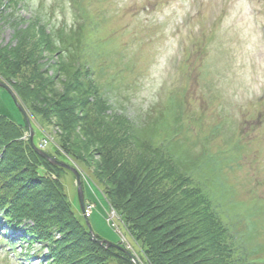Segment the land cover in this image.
<instances>
[{
	"label": "rangeland",
	"instance_id": "1",
	"mask_svg": "<svg viewBox=\"0 0 264 264\" xmlns=\"http://www.w3.org/2000/svg\"><path fill=\"white\" fill-rule=\"evenodd\" d=\"M39 21L48 31L64 27L82 36L80 59L90 64L110 112L142 124L143 135L203 190L234 237V264H264V0H0V49L17 45ZM42 55L52 79L58 55ZM8 87L0 85V114L21 125L27 115L40 148L65 158L57 142L62 128L40 124L22 105L25 115ZM72 162L86 177L95 234L113 243L124 234L136 254L139 245L117 213L110 217L114 208L92 173ZM63 181L81 213L74 173L68 169ZM6 233L15 240L7 250L0 227V264L39 262L24 254L41 244Z\"/></svg>",
	"mask_w": 264,
	"mask_h": 264
},
{
	"label": "trees",
	"instance_id": "2",
	"mask_svg": "<svg viewBox=\"0 0 264 264\" xmlns=\"http://www.w3.org/2000/svg\"><path fill=\"white\" fill-rule=\"evenodd\" d=\"M32 27L17 45L0 49V76L40 124L62 128L57 142L66 157L57 149L47 153L70 165L83 164L92 173L139 245L135 252L142 264H234V237L203 190L190 185V177L162 145L143 135L142 124L110 112L111 102L90 64L80 59L82 36L75 38L64 27L48 31L40 21ZM46 50L58 55L52 79L41 63ZM27 130V122L21 125L0 114V220L5 231L19 232L18 239L30 246L41 244L34 252L43 255L39 264H135L122 241L106 247L93 240L64 184L68 169L23 140ZM85 179L83 173V188Z\"/></svg>",
	"mask_w": 264,
	"mask_h": 264
},
{
	"label": "water",
	"instance_id": "3",
	"mask_svg": "<svg viewBox=\"0 0 264 264\" xmlns=\"http://www.w3.org/2000/svg\"><path fill=\"white\" fill-rule=\"evenodd\" d=\"M0 85L1 86H6L4 81L1 78H0ZM11 94L14 97V99L16 100V102L19 105V107L23 110V112L26 115L24 107L22 106V104L17 99L16 94L14 93V91H11ZM26 120H27V123H28L29 131H30V145L32 146V148L36 152H38L40 155L46 157L51 163L59 165V166H62L64 168H67V169L71 170L74 173V175L76 177V183H77V186H78V197H79L80 207H81L82 213L84 214V217L86 218V223H87V226L89 227V231H90V234H91L93 240L97 241L99 244H105L106 247L113 246V245L114 246L115 245L118 246L116 243L97 238L95 232L93 231V229H92V227H91V225H90V223L88 221L87 214H86L85 193H84V189H83V186H82L81 173L79 172V170L77 168L71 166L68 163H65L63 161H60V160L50 156L46 151H44L42 148H40V146L37 145L35 143V141H34V129H33L31 120L29 119V117L27 115H26ZM129 254L132 256V259L135 262V264H140V262L138 261V259L134 255H132L131 253H129Z\"/></svg>",
	"mask_w": 264,
	"mask_h": 264
},
{
	"label": "built area",
	"instance_id": "4",
	"mask_svg": "<svg viewBox=\"0 0 264 264\" xmlns=\"http://www.w3.org/2000/svg\"><path fill=\"white\" fill-rule=\"evenodd\" d=\"M116 213V211L113 209L112 210V214H111V217Z\"/></svg>",
	"mask_w": 264,
	"mask_h": 264
},
{
	"label": "bare ground",
	"instance_id": "5",
	"mask_svg": "<svg viewBox=\"0 0 264 264\" xmlns=\"http://www.w3.org/2000/svg\"><path fill=\"white\" fill-rule=\"evenodd\" d=\"M5 83V82H4ZM6 85V84H5ZM5 87H8L7 85L5 86ZM9 88V87H8ZM10 89V88H9ZM10 91H12L11 89H10Z\"/></svg>",
	"mask_w": 264,
	"mask_h": 264
}]
</instances>
